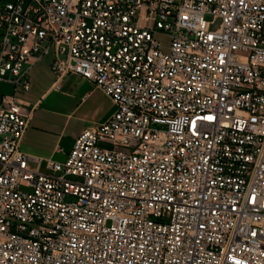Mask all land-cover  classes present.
I'll return each instance as SVG.
<instances>
[{"label":"built area","instance_id":"built-area-1","mask_svg":"<svg viewBox=\"0 0 264 264\" xmlns=\"http://www.w3.org/2000/svg\"><path fill=\"white\" fill-rule=\"evenodd\" d=\"M48 55L115 107L64 162L21 151ZM0 84V264H264V0H0Z\"/></svg>","mask_w":264,"mask_h":264},{"label":"crops","instance_id":"crops-1","mask_svg":"<svg viewBox=\"0 0 264 264\" xmlns=\"http://www.w3.org/2000/svg\"><path fill=\"white\" fill-rule=\"evenodd\" d=\"M51 61L48 55L30 67L25 65L29 68L30 90L16 94L29 122L21 151L43 161L64 162L75 139L106 122L115 107L101 90L80 76L57 80L50 69ZM57 155L62 158L55 160Z\"/></svg>","mask_w":264,"mask_h":264},{"label":"rangeland","instance_id":"rangeland-1","mask_svg":"<svg viewBox=\"0 0 264 264\" xmlns=\"http://www.w3.org/2000/svg\"><path fill=\"white\" fill-rule=\"evenodd\" d=\"M156 38L163 44V47L166 49L167 48V45H168L167 38H165V37H163L161 35H157ZM9 93H10V87L9 86H6L4 84H0V98H1V95H3V94H9ZM61 158H62L61 155H57L55 157V160H60Z\"/></svg>","mask_w":264,"mask_h":264}]
</instances>
